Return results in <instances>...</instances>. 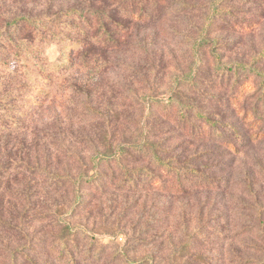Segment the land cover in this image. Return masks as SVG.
<instances>
[{"label": "rangeland", "instance_id": "rangeland-1", "mask_svg": "<svg viewBox=\"0 0 264 264\" xmlns=\"http://www.w3.org/2000/svg\"><path fill=\"white\" fill-rule=\"evenodd\" d=\"M209 1L167 0L149 17L124 19L118 47L95 44L85 56L65 40L75 42V33L35 46L44 62H71L67 71L42 77L32 65L28 74L21 65L10 72L0 63V264H11L10 250L17 246L32 263L20 256L16 264H127L122 252L135 264H264V140L247 139L239 153H229L218 141L194 137L163 109L144 111L141 103L143 96L165 97L175 77L189 71L192 40ZM117 2L0 0V11L40 18L90 4L110 12ZM223 8L227 17L210 36L223 62L259 58L264 70V0H228ZM8 61L10 67L13 59ZM212 65L206 51L200 90L186 97L248 137L236 112L214 98L223 92L214 89ZM143 121L161 155L197 165L215 187L174 194L149 190L142 177V185L128 188L120 171L105 167L106 177L99 186L84 185L83 202L73 209L72 187L54 176L92 173L91 157L105 137L114 144L136 142ZM144 160L128 165L143 166ZM58 218L97 238L75 235L67 254L59 240L68 233Z\"/></svg>", "mask_w": 264, "mask_h": 264}, {"label": "trees", "instance_id": "trees-1", "mask_svg": "<svg viewBox=\"0 0 264 264\" xmlns=\"http://www.w3.org/2000/svg\"><path fill=\"white\" fill-rule=\"evenodd\" d=\"M166 1L118 0L117 5L110 12L106 7L94 9L90 4L88 9L70 8L52 16L40 18L7 16L0 11V57L1 55L5 57V59L0 58V63L10 72H15L16 68L20 69L21 65L22 73L28 74H30L29 66L32 65L42 77L44 73L67 71L71 62L69 65L61 62L63 66L48 60L44 62L34 55L35 46L40 42L58 43L66 40L71 43L72 47L77 45L83 48L80 56H85L95 44L118 47L121 43L119 41L120 34L125 29L124 19L133 16L149 17L151 13L158 11ZM227 1H209V11L203 27L199 30L198 38L192 40L191 49L194 62L189 71L175 77L173 85L165 97L143 96L141 103L144 111L147 109L149 112L151 107L163 109L168 117H172L183 129L191 131L194 137L218 141L229 153H239L247 139L264 140V70L259 65V58L250 63L241 61L224 63L222 55L217 50L220 47L217 39L210 38L217 23L227 17L228 11L223 8ZM181 4L188 10L194 8L185 2ZM247 27V29H253L252 26ZM67 33L77 35L75 42H72L68 36L62 40ZM206 51L213 58V74L217 82L214 89L219 91L221 89L223 92V95L220 94L219 97L217 96L218 92L214 98L218 103L230 107L232 111L236 112L234 114L240 117V122L250 131L248 137L233 123L217 119L219 114L216 118L205 113L196 100L190 102L186 97L191 92L200 90L203 54ZM263 55L264 50L261 53V56ZM8 58L13 59L11 64L13 68L8 66ZM2 84L0 78V85ZM7 104L6 110L9 106V99H7ZM141 126V134L136 142L114 144L111 136L105 137L103 148L91 157L92 173L83 171L77 177L54 176L55 180L66 181L72 187L73 209L83 202L81 190L84 185L92 188L99 186L100 181L106 177L103 175L105 167L120 171L124 176L125 185L129 186L128 188L142 185V177L149 180V190L168 191L174 194L188 193L198 188L215 187V180L208 177L197 165L181 161L179 158L161 155V146L150 140L148 122L143 121ZM138 159H145L146 164L139 167L128 165ZM150 168L154 171H151ZM263 211L264 208H259V212ZM58 221L64 225L65 231L68 233L67 238L59 240L61 250L68 252L67 254L72 253L71 245L75 242L73 238L75 235L85 233L92 238H97L82 225L72 226L63 218H58ZM23 248L24 246L11 248L9 255L11 264H16L20 256L32 263ZM122 255L128 262L127 264H135L125 253L122 252ZM146 260L150 261L153 258L149 257Z\"/></svg>", "mask_w": 264, "mask_h": 264}]
</instances>
